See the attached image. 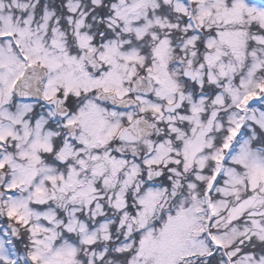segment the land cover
<instances>
[{
    "label": "snow or ice",
    "instance_id": "obj_1",
    "mask_svg": "<svg viewBox=\"0 0 264 264\" xmlns=\"http://www.w3.org/2000/svg\"><path fill=\"white\" fill-rule=\"evenodd\" d=\"M0 264H264V0H0Z\"/></svg>",
    "mask_w": 264,
    "mask_h": 264
}]
</instances>
